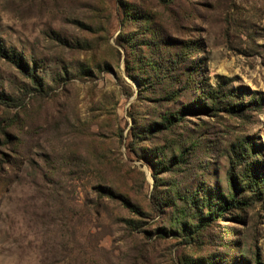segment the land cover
<instances>
[{
	"label": "rangeland",
	"instance_id": "1",
	"mask_svg": "<svg viewBox=\"0 0 264 264\" xmlns=\"http://www.w3.org/2000/svg\"><path fill=\"white\" fill-rule=\"evenodd\" d=\"M0 264H264V0H0Z\"/></svg>",
	"mask_w": 264,
	"mask_h": 264
},
{
	"label": "trees",
	"instance_id": "2",
	"mask_svg": "<svg viewBox=\"0 0 264 264\" xmlns=\"http://www.w3.org/2000/svg\"><path fill=\"white\" fill-rule=\"evenodd\" d=\"M229 205H231V206H232V205H234V203L232 202V203H230Z\"/></svg>",
	"mask_w": 264,
	"mask_h": 264
}]
</instances>
